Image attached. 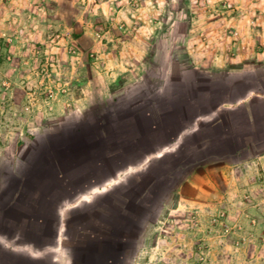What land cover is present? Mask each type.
Instances as JSON below:
<instances>
[{"label":"crops","instance_id":"crops-1","mask_svg":"<svg viewBox=\"0 0 264 264\" xmlns=\"http://www.w3.org/2000/svg\"><path fill=\"white\" fill-rule=\"evenodd\" d=\"M120 4L105 11L118 14L117 26L74 34L82 50L98 52L88 65L94 74L73 95L84 113L66 124L65 113H51L35 135L21 137L22 147L35 140L31 155L0 157V264H159L168 255L154 251L168 241L155 231L164 221L144 213L167 165L194 164L184 179L216 187L207 168L220 164L230 194L235 181L264 171V70L256 75L264 69V28L248 16L219 44L215 31H174L193 39L177 49L184 51L177 64L176 45L157 42L172 31H155L152 22L132 31L120 20L133 21L136 9ZM202 32L208 38L196 44ZM160 50L156 77L148 67Z\"/></svg>","mask_w":264,"mask_h":264},{"label":"rangeland","instance_id":"rangeland-1","mask_svg":"<svg viewBox=\"0 0 264 264\" xmlns=\"http://www.w3.org/2000/svg\"><path fill=\"white\" fill-rule=\"evenodd\" d=\"M119 1L120 6L124 1L136 9L133 21L127 24L120 20L126 27L131 25L132 31H142L148 22L155 31H172L166 37L170 38L157 42H162V49L176 45L172 58L177 64L184 53L177 49L189 46L193 39L188 37L185 43L174 31H215L219 44L224 43V31L244 29L248 16L264 28V0L246 5L238 0H109L106 4L104 0H0V157L22 161L31 155L35 140L22 147L21 137L35 135L32 131L39 122L48 121L51 113H65L62 124L84 113L76 107L73 95L83 79L94 74L88 65H95L98 52L82 50L74 34L117 26L118 14L112 17L105 11L116 12L114 5ZM207 36L200 33L196 44L204 43ZM81 39L88 44V39ZM228 51L235 54L233 49ZM162 54L160 50L149 63L148 70L156 77L162 75ZM174 68L179 70L175 64ZM60 103L65 110L57 108ZM66 110L71 112L66 115ZM5 162L1 160L0 166ZM194 166L167 165L166 178L149 186L155 192L147 196L148 211L144 214L156 222L162 218L163 227L156 224L155 231L168 240L161 243L164 248H155V252H168L156 262L264 264V171L250 181H235L230 194V183L217 174L220 164L207 168L218 176L216 187L203 180L196 184L185 180ZM1 180L2 175L3 184Z\"/></svg>","mask_w":264,"mask_h":264}]
</instances>
